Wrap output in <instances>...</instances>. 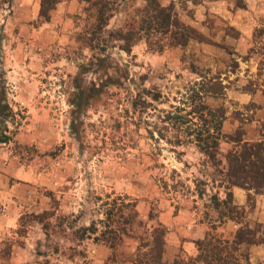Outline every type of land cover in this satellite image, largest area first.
<instances>
[{"label":"rangeland","instance_id":"374dc122","mask_svg":"<svg viewBox=\"0 0 264 264\" xmlns=\"http://www.w3.org/2000/svg\"><path fill=\"white\" fill-rule=\"evenodd\" d=\"M155 1L172 4L202 41L159 52L138 41L129 54L107 49L101 65L86 47L94 13L84 3L60 0L47 22L37 17L38 0L0 7V66L14 116L11 139L0 144V264H131L137 238L156 222L167 229L165 261L195 255L192 241L209 230V209L192 180L209 173L192 144L166 143L163 118L199 76L217 77L224 87L205 100L222 109L223 134L264 140V66L246 58L253 30L264 28V0ZM143 4L123 2L105 30L132 24ZM230 149L221 141L218 158ZM215 191L208 183L205 193ZM231 192L249 226L264 225V196ZM119 204L133 205L140 226L133 221L110 247L93 238L117 225ZM91 222L96 235L74 243L63 237L70 224ZM235 228L227 222L213 234L230 239ZM248 254L249 264H264V244Z\"/></svg>","mask_w":264,"mask_h":264},{"label":"trees","instance_id":"16d2710c","mask_svg":"<svg viewBox=\"0 0 264 264\" xmlns=\"http://www.w3.org/2000/svg\"><path fill=\"white\" fill-rule=\"evenodd\" d=\"M59 1L38 0V19L47 22ZM78 1L86 5L85 9H91L94 13V23L86 33L85 43L88 50L92 51L91 58L95 56L99 65L104 62L107 49L115 47L129 54L131 47L138 41H143L148 50L158 52L165 45L185 47L191 40L202 41L194 29L177 19L172 4L161 6L155 0H143L144 4L135 10L136 20L132 21V24L106 31L110 19L126 0ZM9 2L10 0H0V7L8 6ZM104 34L107 39L103 38ZM1 38L0 34V41ZM250 57L258 60L259 68L264 66V28H255L252 32L251 46L246 55V58ZM232 65L236 66L235 62ZM223 89L217 77L199 76L197 81L186 89L181 106L165 112L163 118L164 122L168 123V126L163 128L168 133L166 143L173 147L192 144L203 157L202 165L208 169V178H194L192 184L198 199L206 196L205 205L209 213L204 212L203 215L208 218L209 230L201 239L192 241L194 256H181L179 253L180 255H175L170 261H165L163 253L167 229L156 222L137 238L131 264H249L248 249L264 244V225L257 223L249 226L245 221L243 208L234 203L231 192V188L237 187L247 193L250 191L253 195L264 196V140L246 141L239 130L232 134L221 132L223 111L219 107H209L205 100L222 94ZM246 91L254 90L249 88ZM6 93L4 73L0 66V144L7 143L13 134L8 123L13 122L14 116L8 106ZM221 141L232 144V149L225 152L223 160L218 158ZM208 183L216 189L210 195L205 193ZM219 194H222V197ZM127 206L130 211L124 216L123 210ZM113 212L114 223L117 225L104 226L97 236H94L97 229L91 222L88 226L77 228L70 224L65 231L62 230L63 237H66V241L74 243L93 235L94 240L108 243L111 247L114 242L127 235L128 227L133 221L140 226L132 204H119ZM109 214L110 210L106 213L107 218ZM41 215L43 213L36 217L41 220ZM151 219L149 213L148 220ZM227 222L236 227L230 239L213 234L217 226Z\"/></svg>","mask_w":264,"mask_h":264},{"label":"crops","instance_id":"0c3cea01","mask_svg":"<svg viewBox=\"0 0 264 264\" xmlns=\"http://www.w3.org/2000/svg\"><path fill=\"white\" fill-rule=\"evenodd\" d=\"M201 238H202V237H201ZM201 238H200V239H201ZM186 244H187V245H190V244H192V243L189 242V243H186ZM188 247H189V246H188ZM188 255H192V256H193L194 254H193V252H188Z\"/></svg>","mask_w":264,"mask_h":264}]
</instances>
